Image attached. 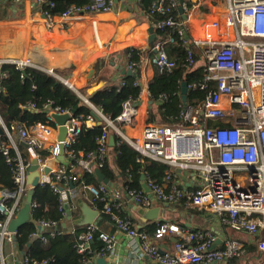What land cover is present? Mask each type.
<instances>
[{
  "label": "built area",
  "instance_id": "2783aa9c",
  "mask_svg": "<svg viewBox=\"0 0 264 264\" xmlns=\"http://www.w3.org/2000/svg\"><path fill=\"white\" fill-rule=\"evenodd\" d=\"M18 2L14 0V3ZM4 4L5 0H0V14ZM114 5V0H89L85 5H72L62 14L55 15L49 11L54 7L53 1L34 0L33 4L36 12L48 20L107 13L114 9ZM190 6L188 0H155L150 8L161 14L158 29L169 30V43L166 40L159 43L152 58L161 74H172L177 68V63L168 55L167 46L178 41L187 50L183 67L194 68L197 64L189 47L187 25L177 14L180 10L185 15ZM203 26L205 40L193 43L202 49L206 75L202 80L188 84V96L194 97L191 105L187 103L176 114L177 124L147 125L139 137H129L120 126L131 127L136 122L138 99L132 97L124 102L123 111L117 118L118 124L88 99L84 101L92 112L87 117L76 116L72 108L62 109L48 101L45 104L47 121L30 127L13 125L9 128L0 114V125L6 137L1 140L0 136V151L6 156L15 184L13 191L0 189V212L4 216L0 221V264H7L5 245L14 244V238H17L18 232L12 233L9 224L24 205L31 188L29 168L32 160L39 164L40 186L49 185L58 194L63 215H67V209L71 212L77 210L78 204L73 199L89 194L92 208L111 218L117 231L130 241L132 253L140 260L148 259L156 264H218L245 254L244 245L238 240L229 238L222 247H218V237L214 232L202 228L191 230L169 220L158 222L153 233L138 229L124 212L122 202L111 194L108 185L99 182L76 187L74 184L83 173H95L105 165L110 149V128L143 157L171 167L192 168L199 173L198 187L189 192L174 184L171 175L166 177L171 181L167 185V181L159 184L143 174L142 182L150 189L152 197L144 187L141 191L124 187L136 204L149 210L154 199L167 205L185 199L191 207L217 213L231 230L260 236L257 246L263 254L264 264V0H225V8L213 22L205 21ZM4 65H16L22 71L38 67V70L72 86L65 75L54 69L36 66L31 58L12 57H0V83L8 76L2 71ZM0 90H3L1 84ZM198 91L208 92L203 104L195 98ZM199 105L203 108L200 113L196 111ZM20 107L36 109L34 103ZM67 114L70 116L66 122L67 135L60 142V126L53 116ZM97 118L103 125L102 134L97 139L98 150L85 155L81 153L78 157L73 147L84 127L96 124ZM51 122L54 126L50 125ZM210 122H219V125L210 126ZM61 143L64 159L58 161ZM19 146L25 148L28 157ZM41 150L49 151L50 156L45 157ZM47 167H50L48 174L44 172ZM38 207L33 201L32 219ZM36 223L39 231L30 235L31 242L40 240L46 243L49 238L66 233L56 220L36 218ZM81 228L83 230L77 235L75 244L78 253H91V245L97 235L105 246L94 260L104 258L107 262L115 255L118 245L116 234L107 233L95 224ZM75 231L71 234H76ZM170 236L178 241L172 249L164 250L159 242ZM24 264H55V260L39 262L25 257Z\"/></svg>",
  "mask_w": 264,
  "mask_h": 264
},
{
  "label": "crops",
  "instance_id": "0c3cea01",
  "mask_svg": "<svg viewBox=\"0 0 264 264\" xmlns=\"http://www.w3.org/2000/svg\"><path fill=\"white\" fill-rule=\"evenodd\" d=\"M114 1V9L111 12L71 17L65 19L67 29L54 28L50 31L44 27V23L58 26L63 19L43 18L34 9V0H19L18 3H14V0H5L0 17V57L31 58L36 66L54 69L65 75L72 89L82 98H89L105 87L136 90L138 92L136 122L131 127L120 126L126 135L135 138L141 135L147 125L177 124L179 122L176 119L177 115L172 113H179L185 105L181 91L174 95L175 97H170L151 84L156 75L166 76L152 63L155 47L165 40L169 43L167 38L157 36L161 14L150 8L142 9L137 0ZM208 1L188 0L191 8L185 15L181 14L180 10L177 11L185 21L187 34L193 41L205 40L203 24L205 21L213 22L219 13L210 9L204 10V3ZM224 8L225 0L223 6L217 10L221 11ZM170 47L172 44L167 46V52ZM198 48L202 64L206 65L202 49ZM173 56L177 58L176 53H173ZM173 56L169 55L177 63ZM198 64L201 65V61ZM95 125H98V120L88 128ZM15 136L18 139L17 133ZM108 157L112 162L115 160L116 154L113 150L109 149ZM112 167L117 176L116 181L112 182L114 186L110 187V192L115 195L116 200L122 202L124 212L133 219L138 229L151 233L158 222L169 220L191 230L197 228L210 230L218 237V247H222L230 238L240 241L245 248V254L241 257L218 264H263V254L257 246L260 236L254 237L231 230L217 213L197 209L186 203L167 205L154 199L149 210L158 209L161 221L147 220L149 210L136 204L126 193L124 180L118 168ZM169 174L172 177L171 181L181 188L194 189L199 185V173L195 169L171 167ZM170 184V181H167V185ZM89 198V194H85L83 197L73 199L78 208L72 212L76 216L72 215V219L67 217L64 221L63 229L66 233L71 234L79 228L75 225L74 219L82 215L79 206L82 201L90 205ZM252 218L257 220L256 216ZM98 226L101 230L118 236L115 255L107 259V264H156L148 259H138L131 251L130 241L117 231L110 220L101 219ZM174 242L175 237L170 236L161 240L159 244L164 250H170ZM5 255L7 264H24L25 251L17 247L16 241L14 244L5 245Z\"/></svg>",
  "mask_w": 264,
  "mask_h": 264
},
{
  "label": "trees",
  "instance_id": "16d2710c",
  "mask_svg": "<svg viewBox=\"0 0 264 264\" xmlns=\"http://www.w3.org/2000/svg\"><path fill=\"white\" fill-rule=\"evenodd\" d=\"M51 1L54 2V7L50 8L49 11L55 15L62 14L72 5H85L89 2V0ZM222 1L224 2V0ZM154 2L155 0H141L140 4L142 9H148L152 7ZM45 9H48V7H45ZM157 30L158 37H163L165 39L169 37V30ZM187 36L189 38V34H187ZM189 47H191L194 52L197 61L196 66L194 68L183 67L187 50L186 47L178 41L175 45H172L168 51V55L170 56H173V53L177 54V58L173 56L174 59L178 61L177 68L172 74L166 76L156 75L151 81L154 88L163 90L170 97H175L174 95L180 93L181 85L184 81L191 84L204 78L206 75L205 65L202 64L203 60L201 53L198 51L199 48L193 43L191 38ZM200 61L201 65L198 64ZM2 71L6 72L8 76L2 78L0 83L3 87V90H0V114L9 128L13 125L30 127L37 123H45L47 121L45 116V104L48 103V101H53L54 106H58L62 109H76V116L87 117L92 112L90 105L86 103L71 87L43 71L28 67L24 73V71L18 69L16 65H4ZM207 94L208 92L206 91H198L195 94V98L200 104H203L206 100ZM130 97L138 99V92L134 89L128 88L117 90L116 87H105L103 90L90 96L89 101L92 105L102 108L104 114L118 124L117 118L123 111V104ZM193 97L194 96H190L189 99L191 100ZM28 103H34L36 109H22L20 107ZM177 113H172V115H176ZM50 125L54 126V123L51 122ZM209 125H219V122H210ZM102 128V124L95 125L92 128L84 127L79 140L73 147L78 157L81 153L85 155L97 152V139L102 134ZM110 133H112L115 138V145L112 148L110 147V151L113 150L116 154V158L112 162L108 157L105 165L100 168L101 172L107 179L111 182L116 181L117 175L112 167L116 166L120 172L121 178L124 180L123 186L129 190H143V174L148 175L152 180L159 184H164L167 181L166 177L170 175L171 166L143 157L114 129L110 128ZM5 138V136H2L1 140ZM19 147L24 153V156L28 157L24 150L25 148L23 146ZM40 152L45 157L50 156V153L47 150H41ZM88 184H99L95 173H83L79 181L74 185L80 187L81 185ZM196 188L185 190L189 192ZM0 189L10 191L15 189L11 168L6 162V156L1 151ZM34 202L38 204L39 207L33 212V220L22 226L17 233V247L25 251V257H29L30 259L39 262L54 259L55 264H88L94 261L95 256L104 248L105 244L99 240L96 235L91 245V253H78L75 244L77 242V235L83 230L81 227L76 229V234L65 233L56 238H49L46 243L40 240L31 242L30 235L39 231L36 218L56 220L60 223L61 229H63L64 221L67 219V215H63L59 209L58 194H56L49 185L36 188ZM185 203L186 200L184 199L177 204L183 205ZM72 215L76 216L75 213ZM101 216L103 221H111V218L108 215L102 213ZM3 220L4 216L0 212V221Z\"/></svg>",
  "mask_w": 264,
  "mask_h": 264
},
{
  "label": "water",
  "instance_id": "95a60500",
  "mask_svg": "<svg viewBox=\"0 0 264 264\" xmlns=\"http://www.w3.org/2000/svg\"><path fill=\"white\" fill-rule=\"evenodd\" d=\"M24 73H25V71H24ZM71 88H72V86H71ZM181 98H182L184 105H187L188 83L185 81L181 85ZM82 99L83 100L84 99L89 100V98H87V97H83ZM74 113H76V109L73 110V114ZM53 117L55 119V122L60 126L59 141L62 142V141H64V139L67 135L66 122L70 119V116L67 114V115H54ZM101 124H102V121L98 119V125H101ZM4 134H5L4 128L0 125V136H3ZM22 144L25 147H27V145L25 143H22ZM114 145H115V138H114V135H111L110 136V146L113 147ZM59 149H60V155H59L57 160L62 161L64 159V146L62 143L59 145ZM38 168H39L38 162L36 160H32L31 166L29 168V170H30L29 183L31 184V188L28 192V195H27V198H26L24 205L22 206L20 211L17 213L15 218L9 224V230L12 233L16 234L22 226H24V225H26L32 221V203L34 201V193H35L36 188L40 186V172H39ZM44 172L46 174H48L50 172V167H47L44 170ZM95 174H96L99 182L104 183L111 188L114 186V184L109 179H107L105 177V175L101 172L100 169H96ZM143 180H144V177H142V181ZM71 187H74V185L71 184ZM143 187H144L145 192L150 194V196L152 197L151 191L147 187V185L143 184ZM79 206H80V210L82 212V215L79 218L74 219V223L77 227H84V226L90 225V224H95V225L99 224V222L102 219V216L98 210L93 209L92 206L89 205L85 201H82L79 204ZM158 213H159L158 209L149 210L147 215H146L147 220L161 221V218H159ZM67 215H68V219H72V212L69 209H67ZM64 226H66V225H64ZM14 239L16 241L17 238L15 237ZM177 241L178 240L175 238L174 243H176ZM89 264H107V262L104 258H98Z\"/></svg>",
  "mask_w": 264,
  "mask_h": 264
},
{
  "label": "rangeland",
  "instance_id": "374dc122",
  "mask_svg": "<svg viewBox=\"0 0 264 264\" xmlns=\"http://www.w3.org/2000/svg\"><path fill=\"white\" fill-rule=\"evenodd\" d=\"M205 3H204V10L210 9V10H212L214 12L215 11L220 12V10H217V8L223 6V1L222 0H215V2H214V0H210V2L208 1V2H205ZM3 13H4V11H3ZM0 16H1V14H0ZM188 104L191 105V100L188 101ZM202 110H203V108L201 107V105H199L198 107H196V111L198 113H200Z\"/></svg>",
  "mask_w": 264,
  "mask_h": 264
},
{
  "label": "bare ground",
  "instance_id": "6f19581e",
  "mask_svg": "<svg viewBox=\"0 0 264 264\" xmlns=\"http://www.w3.org/2000/svg\"><path fill=\"white\" fill-rule=\"evenodd\" d=\"M44 27L48 28V30L52 31V29H67V25H66V20H62L61 21V24L58 25V26H51V24H48V23H44Z\"/></svg>",
  "mask_w": 264,
  "mask_h": 264
}]
</instances>
